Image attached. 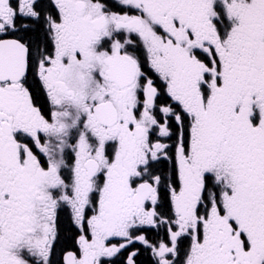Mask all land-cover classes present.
<instances>
[{
  "label": "snow or ice",
  "instance_id": "obj_1",
  "mask_svg": "<svg viewBox=\"0 0 264 264\" xmlns=\"http://www.w3.org/2000/svg\"><path fill=\"white\" fill-rule=\"evenodd\" d=\"M0 264H264V0H0Z\"/></svg>",
  "mask_w": 264,
  "mask_h": 264
}]
</instances>
